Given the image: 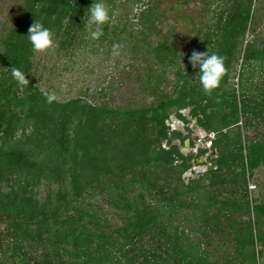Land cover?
I'll use <instances>...</instances> for the list:
<instances>
[{
    "label": "trees",
    "instance_id": "16d2710c",
    "mask_svg": "<svg viewBox=\"0 0 264 264\" xmlns=\"http://www.w3.org/2000/svg\"><path fill=\"white\" fill-rule=\"evenodd\" d=\"M131 1L103 0L114 18L98 40L84 25L94 0H19L0 34V264H255L258 255L264 264V193L251 204L247 191L264 166V34L255 36L253 15L264 0H219L180 54L169 36L149 38L159 0H147L137 23L125 7ZM35 20L53 32L58 58L123 44L142 61L134 77L153 101L76 95L47 104L40 90H52L39 83L26 36ZM193 50L226 58L227 75L211 95L189 63ZM12 66L28 86L12 79ZM170 115L184 133L170 129ZM192 119L212 133L210 146L183 154L184 140L194 144ZM207 151L206 169L184 181ZM250 212L254 233L241 218Z\"/></svg>",
    "mask_w": 264,
    "mask_h": 264
},
{
    "label": "rangeland",
    "instance_id": "374dc122",
    "mask_svg": "<svg viewBox=\"0 0 264 264\" xmlns=\"http://www.w3.org/2000/svg\"><path fill=\"white\" fill-rule=\"evenodd\" d=\"M128 2L125 4L128 17L133 23L147 5V0H138L137 2ZM159 0L158 13L159 19L154 23V31L149 34L150 40H161L169 36V41L177 48L180 54L187 49L195 30L203 28L206 23L211 21L212 10L219 3V0ZM19 0H0V34L13 18V11L17 7ZM258 4H254L253 15L258 18L255 29V36L261 37L264 34V11L256 9ZM121 8H117L119 13ZM137 25H135L136 27ZM252 36L249 32L247 38ZM244 43V42H243ZM39 64V70L43 74V81L39 83L47 85L56 94L58 99L69 96L81 95L87 100H108L114 105L123 103L125 100H132L133 103H150L153 101L151 95L142 94L139 91V81L134 77V72L141 69L142 61L130 57L126 49L119 50V55L113 56L112 52L100 50L95 54L86 51L76 56L70 57V60L63 57H56L54 52L49 51L46 54L36 55ZM43 65L45 68H41ZM50 70V71H48ZM234 77V81H235ZM172 84V74L166 71V79L161 84L164 90H169ZM104 86V96L98 95L99 87ZM188 108L180 111L182 115L189 118ZM167 124L170 129H177L184 133L182 123L170 115ZM191 129V138L194 139L193 147L183 144L180 151L183 154L194 152L197 147L206 146V142L212 138V133H207L194 125V119L188 123ZM207 151L203 156L193 161L189 170L182 174L184 181L189 177H195L196 174L202 173L207 165ZM248 199L251 204L255 203L264 193V166H259L252 178L247 180ZM244 220H249L253 233L255 232V218L252 212L249 215H242ZM260 231L264 232V223L259 222ZM258 243L255 249H258ZM264 255V247H263ZM262 256L258 255L255 264H261ZM264 262V261H263Z\"/></svg>",
    "mask_w": 264,
    "mask_h": 264
},
{
    "label": "clouds",
    "instance_id": "9594fccd",
    "mask_svg": "<svg viewBox=\"0 0 264 264\" xmlns=\"http://www.w3.org/2000/svg\"><path fill=\"white\" fill-rule=\"evenodd\" d=\"M113 18L108 4L103 2V0H94L88 9H86L84 16V25L86 29H90L91 39L98 40L103 36L104 26L109 24ZM51 19L54 21L55 17L53 16ZM90 26H94V28H90ZM26 36L32 46V51L36 54H46L58 47L51 29L38 20H35L30 25ZM123 47V44L113 43L112 55H119V50ZM189 63L193 69H199L197 73L199 82L203 92L207 95H211L213 91L221 86L228 72L226 58L217 53H210L209 50L206 52L193 50L189 57ZM181 67L185 69L183 60L181 61ZM9 70L12 79L18 85L26 87L30 84L27 75L20 68L12 66ZM40 91L47 104L56 102L57 97L54 92L44 88Z\"/></svg>",
    "mask_w": 264,
    "mask_h": 264
},
{
    "label": "water",
    "instance_id": "95a60500",
    "mask_svg": "<svg viewBox=\"0 0 264 264\" xmlns=\"http://www.w3.org/2000/svg\"><path fill=\"white\" fill-rule=\"evenodd\" d=\"M165 122L167 123V121H165ZM183 144H187V140H184V141H183ZM196 159H198V158H196ZM196 159L193 160V163H194V164L196 163Z\"/></svg>",
    "mask_w": 264,
    "mask_h": 264
},
{
    "label": "built area",
    "instance_id": "2783aa9c",
    "mask_svg": "<svg viewBox=\"0 0 264 264\" xmlns=\"http://www.w3.org/2000/svg\"><path fill=\"white\" fill-rule=\"evenodd\" d=\"M206 146H207V147L210 146V140H208V141L206 142ZM194 151H195V149H194Z\"/></svg>",
    "mask_w": 264,
    "mask_h": 264
}]
</instances>
